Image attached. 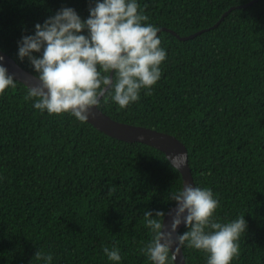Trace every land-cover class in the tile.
Masks as SVG:
<instances>
[{
  "label": "trees",
  "instance_id": "1",
  "mask_svg": "<svg viewBox=\"0 0 264 264\" xmlns=\"http://www.w3.org/2000/svg\"><path fill=\"white\" fill-rule=\"evenodd\" d=\"M90 3L0 0V51L34 75L18 41L62 7L87 18ZM138 3L167 49L161 79L124 109L99 108L182 142L195 184L220 201L216 217L245 215L232 264H264V0ZM16 82L0 94V264H38L37 251L53 264H112L103 246L118 247L121 264H150L140 251L151 238L143 213L175 207L167 195L183 185L181 173L148 145L41 114ZM182 248L187 264H207L204 252Z\"/></svg>",
  "mask_w": 264,
  "mask_h": 264
},
{
  "label": "clouds",
  "instance_id": "2",
  "mask_svg": "<svg viewBox=\"0 0 264 264\" xmlns=\"http://www.w3.org/2000/svg\"><path fill=\"white\" fill-rule=\"evenodd\" d=\"M88 13L82 18L74 8L62 7L18 41V59H27L38 81L27 87L25 99L41 114L66 113L89 122L92 110L103 103L124 109L140 100L142 90L150 94L161 79L167 49L160 28L148 22L138 0H94ZM16 83L0 63V94ZM187 160L186 153L168 157L178 172ZM167 199L175 204L167 223L163 211L143 213L151 238L140 251L150 264H174L185 245L204 252L207 264H232L239 257V241L248 228L245 215L220 221V201L211 188L186 182L170 190ZM181 225L183 233L178 232ZM102 251L112 264H121L118 247L103 246ZM34 259L53 264L50 252L37 251Z\"/></svg>",
  "mask_w": 264,
  "mask_h": 264
},
{
  "label": "water",
  "instance_id": "3",
  "mask_svg": "<svg viewBox=\"0 0 264 264\" xmlns=\"http://www.w3.org/2000/svg\"><path fill=\"white\" fill-rule=\"evenodd\" d=\"M178 38L182 41H187L189 39L195 38V36H192L190 38ZM0 56H3L4 58L3 61L0 63H3V65L8 69L9 73L14 76L16 81L26 87H33L38 84V81L34 75L20 67L6 53L0 51ZM92 111L94 112V118H90L88 123L92 125L95 129L109 137L127 143H140L148 145L165 154L167 159L168 157H171L173 154L176 153H186L188 156V160L186 162L185 167L180 171L183 178V184L185 182L195 184L189 164L188 149L177 138L168 134L160 133L152 129L119 123L111 119L108 115L101 111L100 108L93 109ZM169 219L170 218L166 214L165 222L167 223ZM183 228L184 226L181 225L178 228V232H180ZM173 252H175V248L173 249ZM176 255V264H187L182 247L178 250Z\"/></svg>",
  "mask_w": 264,
  "mask_h": 264
}]
</instances>
